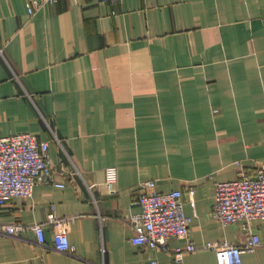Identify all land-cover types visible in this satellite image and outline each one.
<instances>
[{"label": "crops", "instance_id": "crops-1", "mask_svg": "<svg viewBox=\"0 0 264 264\" xmlns=\"http://www.w3.org/2000/svg\"><path fill=\"white\" fill-rule=\"evenodd\" d=\"M33 1L0 0V136L48 140L67 183L13 197L0 223L42 222L54 206L75 217L74 249L56 250L60 226L47 224L43 244L32 230L0 234V264H219L214 250L176 262L132 242L127 220L148 181L181 190L192 218L170 247L245 244L249 232L212 209L217 181L264 166V0H59L31 15ZM250 229L262 243L243 264H264V220Z\"/></svg>", "mask_w": 264, "mask_h": 264}, {"label": "built area", "instance_id": "built-area-1", "mask_svg": "<svg viewBox=\"0 0 264 264\" xmlns=\"http://www.w3.org/2000/svg\"><path fill=\"white\" fill-rule=\"evenodd\" d=\"M58 1L34 0L29 13L33 15L44 5H56ZM97 1L116 3L119 0ZM55 137L63 148L62 141L56 134ZM49 148L48 140L39 139L31 133L0 136V211L13 197L29 198L35 186L41 182L61 188L66 186L64 167L53 163ZM238 165L240 166L239 163ZM74 169V173L80 174L78 168ZM117 180V167H108L105 185L110 192H115ZM93 186L88 185L89 189ZM154 186L153 181L141 184L137 200L141 211L132 214L127 220L134 232V244L169 252L176 262H181L189 252L214 250L219 255V264H243V253L254 250L262 243L259 235L251 232L250 226L256 218L264 220V166L256 169L255 177L240 176L234 180L215 183L212 214L223 224L240 223L250 234V239L245 244L222 240L197 245L190 241L185 247H170L173 238L189 237L192 218L184 211L185 201L181 190L157 193L153 190ZM189 195V201L194 205V185L189 188ZM74 219L73 216H59L53 206V211L42 222L31 225L0 223V234L18 237L23 232L32 230L37 235L38 243L43 244L46 240L45 226L59 225L60 230L55 234V249L70 253L74 247L66 227Z\"/></svg>", "mask_w": 264, "mask_h": 264}, {"label": "rangeland", "instance_id": "rangeland-1", "mask_svg": "<svg viewBox=\"0 0 264 264\" xmlns=\"http://www.w3.org/2000/svg\"><path fill=\"white\" fill-rule=\"evenodd\" d=\"M63 149H64V145H63ZM65 150V149H64Z\"/></svg>", "mask_w": 264, "mask_h": 264}]
</instances>
